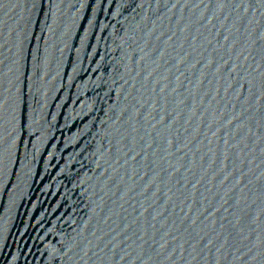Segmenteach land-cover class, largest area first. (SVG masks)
<instances>
[{"label":"water","instance_id":"water-1","mask_svg":"<svg viewBox=\"0 0 264 264\" xmlns=\"http://www.w3.org/2000/svg\"><path fill=\"white\" fill-rule=\"evenodd\" d=\"M0 264H264V0H0Z\"/></svg>","mask_w":264,"mask_h":264}]
</instances>
